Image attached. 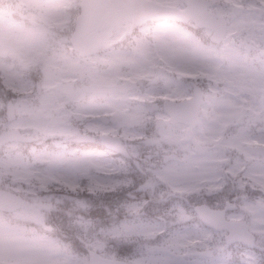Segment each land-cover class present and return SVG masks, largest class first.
Wrapping results in <instances>:
<instances>
[{"label": "snow or ice", "instance_id": "snow-or-ice-1", "mask_svg": "<svg viewBox=\"0 0 264 264\" xmlns=\"http://www.w3.org/2000/svg\"><path fill=\"white\" fill-rule=\"evenodd\" d=\"M144 7L124 23L135 54L192 102L112 129L38 113L13 149L0 137V264H264V0L246 4L258 31L212 0ZM14 165L28 183L4 175Z\"/></svg>", "mask_w": 264, "mask_h": 264}, {"label": "rangeland", "instance_id": "rangeland-1", "mask_svg": "<svg viewBox=\"0 0 264 264\" xmlns=\"http://www.w3.org/2000/svg\"><path fill=\"white\" fill-rule=\"evenodd\" d=\"M213 1L214 4L219 5L215 9L216 13L223 15L227 21L247 28H257L259 21L249 14L246 8L248 2ZM168 2L169 0H163L165 4ZM73 7L74 5L69 0H0V46H3L0 51V85L2 84L0 98L3 97L4 88L8 89V95L17 98L13 100L16 114L11 122L7 121L3 111L1 112L5 102L0 100V130L18 127L23 129L24 133L32 134L38 126V113L44 119L54 118L50 125L53 129H75V125L80 129L84 124H87V128L102 126L112 129L126 116L132 118V124L137 120L152 119V116H149L152 113L151 104L160 97L169 95L170 91L178 96H191L179 84L161 78L134 52H119L112 45H108L109 39H115L120 32L126 29L124 24L104 29L99 33L103 44L102 54L93 56L92 59L87 57L81 63L71 60L69 52L73 49L68 42V29L74 18L72 13L77 11V9L72 11ZM41 35L46 37L44 46H40L37 42ZM133 44H130V50L135 51ZM8 53L14 54L15 59L8 58ZM95 62H100L101 66H96ZM43 66H50L56 71L58 75L56 81L60 76L72 79L73 75L70 72H80V67H86L85 78L102 76L104 74L101 73L105 71L106 75L103 79L106 82H114L116 79L134 80L139 89L132 90L126 96H135L131 98L135 100V104L131 106L121 100L108 101L103 109L109 118L108 122L104 125L94 122L90 120L89 112L96 113L101 108L96 109L92 106L91 110H87L86 103L81 100L62 107L65 103H69L65 102L66 98L53 92L49 87V82L40 83L38 77L34 89L31 87L29 77L34 76L36 70ZM173 76H176L178 82L189 79L174 72ZM199 80L200 85L203 86L204 83L205 87L202 88L208 87L209 82L206 76L199 77ZM38 85L41 86L38 87ZM139 90L141 94H137ZM33 91L36 95L32 94ZM42 92H46L48 96H40ZM110 96L120 97L117 94ZM79 112L83 114L86 112L85 117L80 118ZM14 146L15 143L9 144V149H13ZM3 162V158H0V163ZM4 175H7L12 183L18 185L28 183L32 178L23 167L15 165L12 168H6Z\"/></svg>", "mask_w": 264, "mask_h": 264}, {"label": "water", "instance_id": "water-1", "mask_svg": "<svg viewBox=\"0 0 264 264\" xmlns=\"http://www.w3.org/2000/svg\"><path fill=\"white\" fill-rule=\"evenodd\" d=\"M108 3L110 0H82L80 13L75 21V30L71 36L73 43L81 42L82 46L92 48L95 45L93 37L97 29L103 25H112L134 13L128 8L127 0L111 2L110 5ZM106 5L107 7L104 8ZM135 10L142 13L140 5ZM96 45H98L97 41Z\"/></svg>", "mask_w": 264, "mask_h": 264}, {"label": "flooded vegetation", "instance_id": "flooded-vegetation-1", "mask_svg": "<svg viewBox=\"0 0 264 264\" xmlns=\"http://www.w3.org/2000/svg\"><path fill=\"white\" fill-rule=\"evenodd\" d=\"M84 58V57H83ZM91 65V64H90ZM96 66H101L100 64H97ZM106 72H102L101 74L104 75H100V76H95V77H88L85 78V73L84 72H71V74L73 75L72 79L70 78H64V77H59L58 81H49L46 80L44 78H40V83L42 81H44L45 83H50L49 87L50 89L57 93L59 96H62L63 98L65 96H69V97H65V102H69L68 104H64L62 105H58L59 106H69L70 104L74 103L76 100H81L82 102H85L87 105V110H91L92 106H95L96 109L101 108L100 111H97L96 113H91L88 115L90 117V120L94 121V122H98L104 125V123H102L100 121L101 118H104L105 120V113L103 112L104 107L106 106V102H108L109 99V94L106 91H103L102 88H98L96 89V91H86L83 89V86L88 84V83H94L96 85H105L107 84V82L105 81V74ZM56 74V71H55ZM58 75L56 74V79H57ZM38 80L35 82L37 83ZM60 83H63L66 85V87L64 86V90L63 89H56L58 87V85ZM56 87V88H55ZM72 90H76V95L73 96L72 95ZM64 91H70L69 94L64 93ZM47 92V91H46ZM46 92H42L40 93V96H48V94ZM32 94H34V91L32 92ZM36 95V94H34ZM39 96V95H38ZM61 107V108H62ZM60 111V110H58ZM86 113V112H85ZM85 113L83 114L82 112L78 113V116H80V118H84L85 117ZM76 114V113H75ZM106 122L108 121V118H106L105 120ZM87 124H84L83 127H80V130H88L90 128L86 127ZM87 128V129H86ZM75 129H79V127L77 125H75Z\"/></svg>", "mask_w": 264, "mask_h": 264}]
</instances>
